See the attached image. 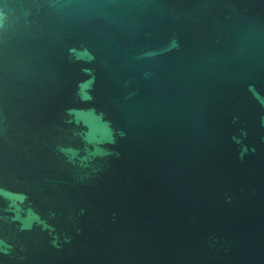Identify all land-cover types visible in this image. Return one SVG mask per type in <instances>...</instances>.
Returning a JSON list of instances; mask_svg holds the SVG:
<instances>
[{
    "label": "water",
    "instance_id": "95a60500",
    "mask_svg": "<svg viewBox=\"0 0 264 264\" xmlns=\"http://www.w3.org/2000/svg\"><path fill=\"white\" fill-rule=\"evenodd\" d=\"M0 264H264V0H0Z\"/></svg>",
    "mask_w": 264,
    "mask_h": 264
}]
</instances>
